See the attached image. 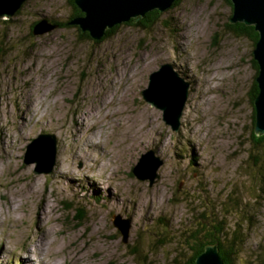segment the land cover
I'll return each mask as SVG.
<instances>
[{
	"label": "rangeland",
	"instance_id": "rangeland-1",
	"mask_svg": "<svg viewBox=\"0 0 264 264\" xmlns=\"http://www.w3.org/2000/svg\"><path fill=\"white\" fill-rule=\"evenodd\" d=\"M170 8L101 39L72 25L32 34L40 18L70 21L65 0H27L0 19V264H188L192 232L218 221L240 238L234 264L261 262L254 45L227 28L226 0ZM165 62L189 83L177 131L141 95ZM41 133L57 144L49 174L24 162L33 140L44 157ZM150 150L144 173L162 161L153 183L132 172Z\"/></svg>",
	"mask_w": 264,
	"mask_h": 264
},
{
	"label": "water",
	"instance_id": "water-1",
	"mask_svg": "<svg viewBox=\"0 0 264 264\" xmlns=\"http://www.w3.org/2000/svg\"><path fill=\"white\" fill-rule=\"evenodd\" d=\"M27 0H0V19H9L15 15ZM175 0H74L82 15L73 17L67 25L77 26L80 32L87 31L94 39H101L107 29L115 25L128 22L130 19L138 20L151 10L164 12ZM232 5L230 23L242 22L245 25L253 26L258 33V38L252 50L253 59L257 64V75L255 83L257 94L253 99L254 106V132L256 135L264 134V0H229ZM58 27V23L51 22L46 17L38 19L33 27L32 34L41 35L50 32ZM189 83L180 77L170 62H165L149 75L148 85L142 90V99L150 105L162 111L163 121L177 131L180 126L185 101L188 95ZM47 143L44 147L45 153L42 159L39 158L38 149L34 145L40 141L33 140L27 145L24 154L25 163H35L34 173H51L56 158V139L52 133H41L39 135ZM39 144L36 146L38 147ZM142 154L132 172L139 179H149L154 182L157 175V167L162 163L157 158L156 162L149 166L148 172H143V161L146 156ZM144 168V167H143ZM142 172V173H141ZM114 225L119 229L126 240L128 225L126 220L115 216ZM195 264H223L218 254L217 247L207 246L195 258Z\"/></svg>",
	"mask_w": 264,
	"mask_h": 264
},
{
	"label": "trees",
	"instance_id": "trees-1",
	"mask_svg": "<svg viewBox=\"0 0 264 264\" xmlns=\"http://www.w3.org/2000/svg\"><path fill=\"white\" fill-rule=\"evenodd\" d=\"M71 7H72V14L69 17V20L71 18L82 15L81 11L79 8L75 5L74 0H65ZM229 4L231 2L229 0H226ZM180 0H175L172 3L171 8L175 7L178 5ZM170 8V9H171ZM160 14L157 10H151L147 12L144 16L140 17L138 21L134 22L133 19H130L129 22H125L126 24H131L133 26H142L143 28H148L154 22H156ZM67 25V22H60V26H65ZM118 25L113 26L110 29H107L105 31V36H109L112 32H114L115 28ZM76 27V26H75ZM227 28L229 31H231L233 34L237 36H246L248 39L252 41V44L255 45V42L258 38V33L253 29V26L251 25H245L242 22H236V23H227ZM82 36H87V33H82ZM103 37V38H104ZM254 68L256 70L255 76L257 75V64L255 61H253ZM257 86L255 81L253 82L252 85V101L255 98L257 94ZM253 124H254V110H253ZM252 137V142L256 146L264 147V134L262 135H256L254 131L251 133ZM77 218H81L77 215ZM226 232L225 228L222 227L221 222H217L214 225H210L209 227H206L203 225L202 227L198 228L194 232H192L190 238H191V244H190V250L192 252L191 257H190V262L188 264H195V258L205 250V247L210 246V245H215L217 247L218 254L220 255L223 264H234L235 262V256H236V248L238 246L239 242V237L234 234L232 237H226ZM238 239V241H237ZM264 258V257H263ZM261 259V262L259 264L264 263V259Z\"/></svg>",
	"mask_w": 264,
	"mask_h": 264
},
{
	"label": "flooded vegetation",
	"instance_id": "flooded-vegetation-1",
	"mask_svg": "<svg viewBox=\"0 0 264 264\" xmlns=\"http://www.w3.org/2000/svg\"><path fill=\"white\" fill-rule=\"evenodd\" d=\"M53 22H57L58 24H60V22H59V21H53Z\"/></svg>",
	"mask_w": 264,
	"mask_h": 264
},
{
	"label": "bare ground",
	"instance_id": "bare-ground-1",
	"mask_svg": "<svg viewBox=\"0 0 264 264\" xmlns=\"http://www.w3.org/2000/svg\"><path fill=\"white\" fill-rule=\"evenodd\" d=\"M45 141V140H44ZM42 149V148H41ZM27 263V262H26ZM27 264H29V263H27Z\"/></svg>",
	"mask_w": 264,
	"mask_h": 264
}]
</instances>
